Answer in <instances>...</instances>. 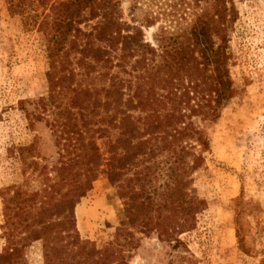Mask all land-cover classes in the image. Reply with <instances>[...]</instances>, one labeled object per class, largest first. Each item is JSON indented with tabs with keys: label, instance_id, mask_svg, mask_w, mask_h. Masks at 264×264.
Instances as JSON below:
<instances>
[{
	"label": "trees",
	"instance_id": "trees-1",
	"mask_svg": "<svg viewBox=\"0 0 264 264\" xmlns=\"http://www.w3.org/2000/svg\"><path fill=\"white\" fill-rule=\"evenodd\" d=\"M16 1L29 8L27 14L21 9L23 25L40 34L46 60L47 94L31 102L26 116L32 124L53 108V127L71 156L57 168L58 181L69 185L72 176V184L60 201L41 204L29 224L22 218L27 201L5 203L7 247L0 264H21L17 244L26 239L42 242L44 264H107L113 249L97 250L81 240L73 216L101 174L128 196L118 234L129 223L152 225L164 236L175 226L193 229L204 202L186 191L210 150L194 119L215 123L236 93L228 52L237 15L233 0H215L184 28L161 27L153 36L155 45L143 32L154 20L132 16L127 23L119 0ZM130 1L134 11L138 1ZM160 157L165 181L157 195L145 182L152 160ZM128 171L133 177L126 194ZM18 229L26 237L18 239ZM236 234L245 250L240 228Z\"/></svg>",
	"mask_w": 264,
	"mask_h": 264
},
{
	"label": "rangeland",
	"instance_id": "rangeland-1",
	"mask_svg": "<svg viewBox=\"0 0 264 264\" xmlns=\"http://www.w3.org/2000/svg\"><path fill=\"white\" fill-rule=\"evenodd\" d=\"M119 1L127 23L132 16L154 20L155 25L143 32L155 45L153 36L161 27L171 32L184 28L215 0H137L134 11L130 0ZM233 4L237 15L228 52L236 93L215 123L194 119L208 137L210 150L186 192L204 202L203 210L191 230L175 226L164 236L152 225L129 223L118 234L128 196L124 198L105 175H99L74 207V228L97 250L113 249L107 264H264V0H233ZM21 9L30 12L16 0H0V255L7 247L8 200L27 201L22 218L29 224L47 200L60 201L72 184V176L69 185L58 181L57 168L71 156L53 127V108L32 124L26 116L31 102L47 94L46 60L41 36L24 27ZM152 161L145 185L159 195L165 181L164 158ZM132 175L128 171L124 177L126 194ZM152 208L155 218L156 206ZM182 216H177L181 222ZM238 228L245 250L238 243ZM15 234L21 239L27 233L18 229ZM18 242L21 264H44L41 241Z\"/></svg>",
	"mask_w": 264,
	"mask_h": 264
}]
</instances>
